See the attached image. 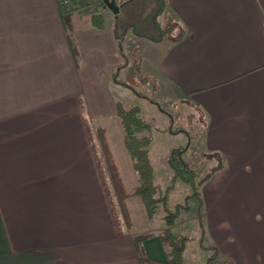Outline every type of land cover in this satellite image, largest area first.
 Listing matches in <instances>:
<instances>
[{
    "label": "crops",
    "instance_id": "1",
    "mask_svg": "<svg viewBox=\"0 0 264 264\" xmlns=\"http://www.w3.org/2000/svg\"><path fill=\"white\" fill-rule=\"evenodd\" d=\"M165 2L184 36L159 71L198 106L204 150L224 160L202 188L212 238L233 264H264V0ZM68 8L0 0V264H141L133 235L146 230L117 216L83 128L118 123L103 80L121 62L115 34L67 32ZM143 249L144 264H165L157 236Z\"/></svg>",
    "mask_w": 264,
    "mask_h": 264
},
{
    "label": "rangeland",
    "instance_id": "2",
    "mask_svg": "<svg viewBox=\"0 0 264 264\" xmlns=\"http://www.w3.org/2000/svg\"><path fill=\"white\" fill-rule=\"evenodd\" d=\"M159 4H161V0H130L119 6L117 16L111 13L108 8L98 5L97 10L91 12L83 8L67 13L68 16L62 15V21L66 31L71 32L72 26L78 29L87 25L92 26L90 15L98 13V20L101 24L104 27L112 28L120 42L121 55L125 58L123 61L118 51L121 62L105 69L103 73L104 82L113 91L114 107L115 101L126 107H138L154 128L170 127L188 131L189 134L153 132L149 156L154 168V182L161 189H165L171 177V171L165 162L170 148L187 146L182 154L183 160L191 168L202 173L208 170L212 162L205 160L202 156L207 153L204 150L206 119H203L195 103L189 102L185 94L164 81L163 74L159 71L158 66L164 51L169 46L171 37L176 35L175 31H171L165 25L168 20L173 21L175 18L170 14L167 5L164 11H159ZM154 14L157 15L159 24H153ZM160 36H163V39L158 40L161 38ZM119 66L120 68H118ZM85 121L83 119L84 123ZM55 127L58 130V127ZM71 127V124L69 127L65 126L64 133H70ZM59 128L62 130L61 127ZM83 128L86 130V136L89 137L87 139L88 148L95 155L93 162L95 168L99 170L101 183L107 189L106 192L112 196L117 216L122 219L114 195L106 157L110 159L113 167L111 171L115 172L123 190L129 189L134 184L136 174L131 168L130 157L122 144L119 120L116 125L110 127L109 131L104 127H95L88 123L83 124ZM96 128L106 130L107 136L103 146L96 137ZM189 192L191 190L188 183L177 182L169 196L170 208L183 202ZM128 202L130 203L131 231L138 232L147 229L149 224L145 219L142 204L137 198ZM187 202L188 208L181 210L173 230L188 237L184 252L188 262L191 264H233L220 252L212 255L214 250L211 247H216L212 236L214 233H218L219 229L215 223L213 224L211 214L207 217L204 215L206 205L202 203L199 206L196 198H191ZM232 211L233 209H230L231 214ZM161 216H158L160 217L159 224L158 222L153 224V229L162 228ZM241 223V225H236L235 230L242 229L243 221ZM228 226L230 227L229 224Z\"/></svg>",
    "mask_w": 264,
    "mask_h": 264
},
{
    "label": "trees",
    "instance_id": "3",
    "mask_svg": "<svg viewBox=\"0 0 264 264\" xmlns=\"http://www.w3.org/2000/svg\"><path fill=\"white\" fill-rule=\"evenodd\" d=\"M129 1L130 0H115V4L120 6ZM69 5L70 8L66 9L65 12L62 13H69L88 6L93 7L95 10H97L96 7L98 5L104 7L102 0H69ZM165 6L166 2L161 0L159 11H163ZM90 17L94 29H102L104 27L98 20V13ZM165 25L166 28H169L171 31H175L176 35L171 37V40L174 43L183 38L184 31L181 25L173 22L172 20H168ZM160 37L161 38L158 40L163 39V36ZM115 39L118 45V51L121 55V45L119 40H117L116 35ZM73 53H75L74 50ZM121 56L124 61L125 58L123 55ZM74 57L77 58L76 55H74ZM118 68H120V66ZM115 108L121 127L122 144L126 153L130 157L131 168L136 174L134 178L135 182L129 189L123 190L121 188L118 177L115 175V172L111 171L113 167L110 163V159H108L106 155L105 157L108 163L111 183L114 188V195L117 200L118 209L122 217L121 220L124 225L128 230H131V218L129 213L130 203L128 201L134 200L135 198H137L140 204H142L145 219L149 224L147 229H145V232L133 235V243L139 261L141 264H144L146 260L143 252L144 249H142L143 242L150 237L157 236L160 239L165 251V264H191L184 255L188 237L182 233L175 232L173 229L181 210L188 208L187 201L189 199L196 198L199 206L202 204L201 190L207 182L223 170V157L216 151L204 153L202 155L203 158L211 161L212 164L208 170L205 171V173H202L199 170L191 168L186 161L183 160L182 154L185 149H187V146L170 148L165 162L171 171V177L169 184L165 187V189H161L154 182V168L151 164L149 156V149L153 142V132H184L189 134L188 131L181 128L173 129L170 127L164 129L154 128L153 125L145 119L141 109L135 106L126 107L122 103L115 101ZM95 133L101 146H103L104 140L107 136L106 130L103 128H96ZM104 154L106 153L104 152ZM177 182L188 183L190 185L191 192L185 196L183 202L177 203L173 208H170L169 196L174 190ZM159 215H162L160 221H162L163 226L159 230H154L153 224L156 222L159 224ZM211 248L214 250L212 255L218 254L217 247L212 246Z\"/></svg>",
    "mask_w": 264,
    "mask_h": 264
},
{
    "label": "water",
    "instance_id": "4",
    "mask_svg": "<svg viewBox=\"0 0 264 264\" xmlns=\"http://www.w3.org/2000/svg\"><path fill=\"white\" fill-rule=\"evenodd\" d=\"M104 3V7L108 8L111 13L116 15L119 12V6L115 4V0H102Z\"/></svg>",
    "mask_w": 264,
    "mask_h": 264
},
{
    "label": "built area",
    "instance_id": "5",
    "mask_svg": "<svg viewBox=\"0 0 264 264\" xmlns=\"http://www.w3.org/2000/svg\"><path fill=\"white\" fill-rule=\"evenodd\" d=\"M59 2L61 5H63L66 8L69 6V0H59ZM88 9H89V11L95 10L93 7H89Z\"/></svg>",
    "mask_w": 264,
    "mask_h": 264
}]
</instances>
